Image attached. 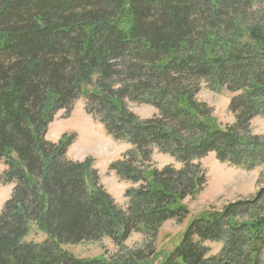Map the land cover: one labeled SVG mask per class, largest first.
Wrapping results in <instances>:
<instances>
[{"label": "trees", "instance_id": "16d2710c", "mask_svg": "<svg viewBox=\"0 0 264 264\" xmlns=\"http://www.w3.org/2000/svg\"><path fill=\"white\" fill-rule=\"evenodd\" d=\"M203 80L236 93L225 128L197 97ZM80 99L132 146L111 164L134 184L125 208L93 158L68 157L75 135L46 137L57 113L69 116ZM128 101L158 112L141 118ZM257 116L264 0H0L1 181L14 185L0 213V264H154L155 251L124 243L137 232L152 247L165 222L187 217L184 200L207 183L199 160L209 153L248 169L264 164V135L252 134ZM156 149L181 168L153 166ZM259 183L254 196L193 219L157 264H264V172ZM107 237L120 248L110 259L63 247ZM208 242L222 247L213 254Z\"/></svg>", "mask_w": 264, "mask_h": 264}, {"label": "rangeland", "instance_id": "374dc122", "mask_svg": "<svg viewBox=\"0 0 264 264\" xmlns=\"http://www.w3.org/2000/svg\"><path fill=\"white\" fill-rule=\"evenodd\" d=\"M235 94L226 88L210 87L203 80L197 97L214 108V125L225 128L235 121V116L229 108L231 99ZM128 106L141 118H150L158 112L154 106L149 104L128 101ZM66 115L64 110L57 113L55 120L49 126L47 139L56 142L65 133L75 135V139L68 149V157L73 160L93 158L94 166L98 169L101 177V183L114 197L116 203L125 208L127 205L125 191L134 184L121 179L111 169V164L122 159L132 146L124 140H116L110 136L99 121L88 115L85 111L84 99L76 101L70 115ZM251 125L253 135H264L263 116L255 117ZM199 163L205 172L207 183L202 190L184 200V205L189 210L187 217L183 221L171 219L165 222L160 228L152 247H146L149 240L144 235L134 232L124 243L125 248H144L146 251H155V255L151 256V259L156 258L154 264H157L165 253L174 250L180 243L186 228L193 219L203 216L207 212L221 210L229 202L250 198L258 192L261 186L259 177L264 172V164L253 169L235 166L220 161L214 152L200 159ZM169 164L176 168L182 166L172 155L157 149L154 150L152 155L153 166L162 169ZM4 170L5 165L0 162V213L11 197L14 187L12 183L1 181ZM35 236H38V233L34 231L29 238ZM40 238L43 239V237ZM207 245L212 248L213 254L217 253L222 247V243L215 242H208ZM63 247L78 258L110 259L120 251L119 246L108 237L100 241H85L76 245L65 244Z\"/></svg>", "mask_w": 264, "mask_h": 264}]
</instances>
